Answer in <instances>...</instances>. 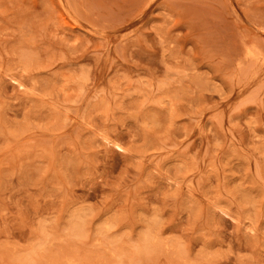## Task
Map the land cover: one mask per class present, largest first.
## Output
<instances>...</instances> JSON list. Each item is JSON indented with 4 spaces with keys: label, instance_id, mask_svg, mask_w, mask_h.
Wrapping results in <instances>:
<instances>
[{
    "label": "rangeland",
    "instance_id": "obj_1",
    "mask_svg": "<svg viewBox=\"0 0 264 264\" xmlns=\"http://www.w3.org/2000/svg\"><path fill=\"white\" fill-rule=\"evenodd\" d=\"M0 264H264V0H0Z\"/></svg>",
    "mask_w": 264,
    "mask_h": 264
},
{
    "label": "bare ground",
    "instance_id": "obj_2",
    "mask_svg": "<svg viewBox=\"0 0 264 264\" xmlns=\"http://www.w3.org/2000/svg\"><path fill=\"white\" fill-rule=\"evenodd\" d=\"M14 81V80H13ZM15 83H16V86L17 87H19V88H24L26 85H25V83L23 82V81H21V80H18V79H15ZM104 141H105V145H107V146H119V144H117L116 142H114L111 138H109V137H104ZM222 212H224V213H228L226 210H224V209H222ZM76 226L77 225H75V226H71V229H70V235L71 234H75V229H76ZM46 239L47 238H45V240L43 241V242H41L40 243V245H39V247L40 248H45L46 247ZM157 244V239L155 238V237H151V235L150 234H146V235H144V237H143V243L142 244H138L137 246H134V248H135V250L134 251H137V250H143V249H145L146 250V248L147 247H151V246H153V245H156ZM174 254H176V255H179L180 256V250L178 249V248H176V249H174Z\"/></svg>",
    "mask_w": 264,
    "mask_h": 264
}]
</instances>
